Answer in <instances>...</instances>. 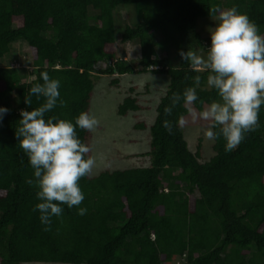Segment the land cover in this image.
<instances>
[{"label": "trees", "instance_id": "obj_1", "mask_svg": "<svg viewBox=\"0 0 264 264\" xmlns=\"http://www.w3.org/2000/svg\"><path fill=\"white\" fill-rule=\"evenodd\" d=\"M233 6L264 34V0H0V61L23 42L34 68L0 67V107L9 109L0 124V264H264V106L255 132L231 152L222 139L214 141L209 160H204L201 139L195 152L188 148L179 124L189 113L183 101L171 115L164 112L172 94L193 87L196 75L202 80L192 108L199 112L219 99L206 87L207 71L197 72L182 59L174 66L168 47L181 48L196 33L198 19L216 18L213 9ZM121 8L134 9L139 19L121 38L138 43L137 61L118 58ZM196 44L204 47L200 40ZM158 49L168 55L159 56ZM100 63L106 68L99 75L169 78L149 127L151 165L82 178L80 207L86 214L64 206L45 231L33 211L37 189L26 182L33 169L15 138L19 113L44 102L32 96L31 105L25 103L29 89L42 83V72L60 80L65 101L46 118L74 120L90 113L93 74ZM112 86L118 87L119 80ZM143 110L131 95L117 113L125 117ZM165 119L172 124L171 134L162 126ZM77 134L90 147L92 133L77 129Z\"/></svg>", "mask_w": 264, "mask_h": 264}, {"label": "clouds", "instance_id": "obj_2", "mask_svg": "<svg viewBox=\"0 0 264 264\" xmlns=\"http://www.w3.org/2000/svg\"><path fill=\"white\" fill-rule=\"evenodd\" d=\"M216 15L215 27L210 31V46L206 54L189 49L179 55L189 68L207 71L206 87L214 90L219 99L212 100L199 112L191 107L198 99L197 89L202 77L196 75L194 86L183 93H173L165 115H171L181 101L194 119L208 122L204 136L209 141L222 139L224 150L231 152L259 128V113L264 106V34L259 27L233 6L226 10L213 9ZM42 83L29 89L25 103L30 106L32 96L44 102L37 108L21 110L15 129V138L28 157L33 169L32 178L26 182L37 189L39 201L34 212L45 231L51 230L52 218L63 214L64 206L76 207L78 215H85L86 208L80 207L85 194L80 180L89 176L96 159L89 155L90 147L77 134V129L94 131L99 121L89 112H81L74 120L57 116L46 118V113L57 106L64 107L61 99L59 79L50 78L42 72ZM9 109L0 107V124ZM184 119H179L183 125ZM162 126L171 134L172 124L165 119ZM167 192V190H165Z\"/></svg>", "mask_w": 264, "mask_h": 264}, {"label": "rangeland", "instance_id": "obj_3", "mask_svg": "<svg viewBox=\"0 0 264 264\" xmlns=\"http://www.w3.org/2000/svg\"><path fill=\"white\" fill-rule=\"evenodd\" d=\"M117 19L116 46L118 58L129 62L139 60L140 46L138 43H123L121 40L126 26H133L134 23L139 21L136 11L132 8H121L117 13ZM215 22L216 18L198 19L196 33L186 37L182 41L183 46L181 48L169 44L168 50L170 54L168 55L166 51L163 52L158 49V55L161 57L168 55L174 66H178L181 61L180 51L187 52L192 49L199 51L201 54H206V49L210 46V31L215 27ZM157 39L158 41H163L164 37L158 33ZM181 40L180 37L178 43ZM199 40L202 41L203 48L194 47V45L198 46L196 42H199ZM32 59L28 45L18 42L13 46L12 54L0 61V67L12 66L32 71L34 70ZM105 68L106 64L100 63L93 74L95 87L90 114L97 118L99 124L91 132V156L96 159V165L91 177H97L104 171L112 172L150 167L151 134L149 127L156 119L157 105L166 94L170 84L167 76H154L151 74L125 75L121 77L118 75H99L98 71ZM202 71L206 70L202 69ZM115 79L119 80L118 87L112 86V82ZM131 95L138 98L139 104L144 110L135 114L131 113L125 117L119 116L117 113L119 105L126 97ZM193 110L198 112L194 108ZM141 123H145L148 129L136 130V125ZM180 127L189 150L195 152L201 139L204 160H209L213 156L212 146L214 141H209L204 136L208 122L194 119L189 112L184 117V123ZM174 264H185V261L177 260Z\"/></svg>", "mask_w": 264, "mask_h": 264}]
</instances>
